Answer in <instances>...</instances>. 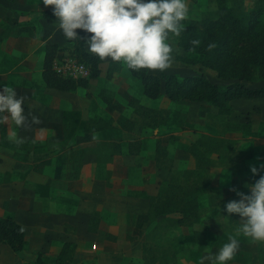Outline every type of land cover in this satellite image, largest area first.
I'll return each mask as SVG.
<instances>
[{
	"label": "crops",
	"instance_id": "0c3cea01",
	"mask_svg": "<svg viewBox=\"0 0 264 264\" xmlns=\"http://www.w3.org/2000/svg\"><path fill=\"white\" fill-rule=\"evenodd\" d=\"M210 1L212 6L204 7L203 11L215 9V1ZM45 7L43 0H23L24 11L38 10L42 19L46 21L45 16L41 13ZM197 17L199 15H189L187 19ZM49 18V21H46L47 24L57 23L59 25L55 16H49ZM31 19L27 17L23 21V24L30 23L32 26L31 34L22 31L14 35L26 44L23 49V69L20 74L21 81H24L25 84L14 85L11 88L16 91L18 97L33 96L38 98L39 100L35 103L41 110L34 112L35 108L27 109L23 106L25 115L28 116L26 125L17 128L9 119V125L5 127L4 132L10 135L15 130L17 135L31 140H39L41 145L38 151L32 150L31 153L28 149L15 151L14 161L9 158L10 149L0 145V155L3 157L0 159V216L15 219L25 231L24 245L20 250L12 251L5 243L0 242V264H33L37 251L54 256L63 241H72L68 221L79 219L77 212L99 217V222H107L108 230L116 235H123L122 233L126 229L130 230L129 232L138 233L141 228H149L151 226L148 213L149 199L156 194L159 184L170 176L169 170L155 165L153 153L157 137L166 138L161 143L164 144L166 154L170 157L172 169H183L192 165L187 145L199 133L233 139L236 141V146L239 144L238 148L244 152L240 155H247L248 161H245L244 157L243 161L240 160L236 166L220 164L215 172L213 171L214 167L212 168L208 188L197 196L199 208L208 203L209 196H212L214 201L224 199L226 203L230 200H239L240 197L231 189L235 188L237 191L250 194V189L246 185L253 184L260 175H264V168H260V165L264 164V98L260 97L231 98L229 100L230 111L222 115L224 116V127L215 121L214 118H219L221 114L217 113L213 105L190 100L204 108L192 119L187 116L182 117L180 123L177 124L176 118L170 114L165 123L156 127L134 125L129 132L139 141L137 152L130 153L127 150L126 141L129 137L117 138L115 141L119 142V149L106 152L105 158L98 159L89 144L82 154L76 173L73 174L72 170L66 173L60 167L61 152L57 151L54 144L46 143L49 135L59 137L60 118L51 114L55 108L53 104L49 103L44 95L39 96L37 93V91H41L45 94L49 92L55 95L53 89L44 86L41 80L40 70L43 55L41 45L44 42L57 44L58 50L54 59L65 54L60 50L63 41H50L48 36L39 37V40L37 37L33 38L36 26L34 20L31 21ZM76 31L83 40L91 35V33L80 29ZM3 38L11 39L12 34ZM65 38L63 36L62 39ZM39 49L41 52L37 54ZM10 52H16V50ZM32 79L38 83V90L32 86L30 81ZM33 91L36 94H31ZM33 116L38 118V122H32ZM87 119L89 117L84 120L83 124H86ZM124 120L120 122L113 120L117 126L112 128L118 127L117 136L120 134L119 131L125 132L122 128ZM3 125L1 124L0 130ZM89 126L81 127L83 134L88 133L87 139L86 137L80 138V143L85 146L91 142L92 129ZM169 134L176 137L169 138ZM107 140L108 138H104L105 142ZM240 143L244 149L240 147ZM245 143H248L247 147H245ZM170 145L176 146L177 152H173ZM25 155L28 160L34 155H46L47 158L40 160L38 164L44 166L47 162H51L53 166L51 169L38 168V166L37 169L27 168L25 162L29 161L23 160ZM251 166L258 168L256 174L251 172ZM5 172L9 176H5ZM47 184L51 185L50 190L48 192L41 191V186ZM199 220H203L201 216Z\"/></svg>",
	"mask_w": 264,
	"mask_h": 264
},
{
	"label": "rangeland",
	"instance_id": "374dc122",
	"mask_svg": "<svg viewBox=\"0 0 264 264\" xmlns=\"http://www.w3.org/2000/svg\"><path fill=\"white\" fill-rule=\"evenodd\" d=\"M250 1L246 0L244 6L249 7L251 5ZM211 6L210 0H196L194 2L188 0V16H200L204 7L208 8ZM27 17L32 18L35 22L36 28L33 38L37 37L39 40V37L48 36L50 41L62 40L61 52L71 55H76L79 49L88 51V45L82 38H77L76 40L62 39L64 34L58 24H47L48 22L42 19L38 10L24 11L23 0H0V91L3 90L5 85L13 87L14 85L25 84L24 81H21L22 76L20 74L23 69V49L26 44L14 35L17 34L19 26L23 24L24 19ZM28 21L30 22V20ZM8 34H12V38L5 40L6 37H3ZM170 42L176 49L173 53L174 61L172 66L165 71H149L156 74L175 72L179 76L185 73H202L208 80L215 83H225L230 80L217 77L212 69L202 67L197 62L187 63L179 60L177 55H180L182 50L176 43V37H170ZM13 50H16V52H10ZM40 52L41 50L39 49L37 54ZM188 55L198 57L194 53H188ZM107 61L100 60L97 63V75L90 77L85 86H77L72 90L66 91L50 88L53 89L55 95L49 92L45 94L37 91L39 96L41 94L44 95L46 100L55 107L51 114L60 118V123L58 124L59 137L56 138V136L51 137L49 135L46 143L54 144L57 151L61 152L59 156L60 167L66 173L71 170L73 174L76 173L87 145L91 144L90 148L96 153L98 159L105 158L106 152L114 151L117 138L132 137L129 130L123 129L125 132L119 131L120 134L117 136L118 127H105L100 130H91V142L86 144V146L80 143L81 137L88 138V133L83 134L81 132V127L85 125L87 128V122L83 124L86 118L90 117L93 126H95L100 124L99 121H95L98 117L110 118L115 122H117L116 120L120 122L126 117H130L132 113L127 104V99L130 96L137 97L141 103L149 106H166L169 109V115L172 114L176 121H181L182 117L186 116L192 119L204 110L197 102H191L187 99L170 100L164 94H161L156 99L144 97L141 94V86L138 79L129 72L123 62H119L120 67L118 70L110 78H106L104 73ZM30 81L32 86L38 90V83L33 79ZM248 84H264V79L248 82ZM101 88H104L102 94L111 98L109 103L104 102L98 94ZM31 94H36V92L33 91ZM37 100L39 99L36 97L25 96L23 106L27 107V109L35 108L34 112H38L41 108H38L37 103H35ZM223 117L221 115L219 118H214L222 127L225 126ZM8 125V123L4 124L0 130V145L10 149V159L15 160V151L17 150L28 149L29 153H31L32 150L38 151L40 149L41 142L39 140H31L19 135L18 137L23 138V143L17 144L10 140L8 138L9 134L4 132L5 127ZM116 126L117 124L115 123ZM104 138H108V140L105 142ZM160 140L165 141L166 138L161 137ZM231 140L229 148L224 150L226 152L225 155L228 156L226 160L229 161L223 163L215 160V163L210 167V171L214 167L213 171L215 172V169L220 164L236 166L240 160L243 161L244 157L245 161H248L247 155L237 156L236 153L241 148H238L239 144L236 146V141ZM241 143L243 144V142ZM241 143L240 147L244 149ZM247 144L245 143V147H247ZM42 146L45 145L42 144ZM170 148L173 152H177L176 146L170 145ZM241 153L243 154L244 152L241 150ZM2 158V155H0V159ZM46 158V155H34L28 160L25 155L23 160L29 161L25 162L27 168L37 169L38 166V168L51 169L53 166L51 162H47L44 166L38 164L40 160ZM51 159L53 160L52 157ZM208 170L206 168L204 172ZM5 176H9V174L5 172ZM50 186V184L41 186V191L48 192ZM225 204L226 201L223 199L214 201L212 196H209L208 203L203 204L199 208L202 221L199 220L191 225H183L173 222L172 213L164 216L163 214L158 216L151 215L149 216L151 220L149 228H141L138 233H132L126 229L122 233L123 235H116L109 231L107 228L108 223H100L99 217H95L93 214L77 212L79 219L68 221L72 241H70V253L68 252L70 259L66 264H200L202 257L209 252L216 254L224 243L229 242L231 236L236 235L237 228L241 223L239 221L240 216L236 213L229 215L225 209ZM150 210L151 207L149 205V214ZM57 213L59 214V212ZM202 224L207 225V230L204 233L202 232ZM237 239L240 242L239 250L234 259L229 261L228 264H264V243H254L242 234ZM43 264L54 263L49 258ZM205 264H208V262L205 261Z\"/></svg>",
	"mask_w": 264,
	"mask_h": 264
},
{
	"label": "trees",
	"instance_id": "16d2710c",
	"mask_svg": "<svg viewBox=\"0 0 264 264\" xmlns=\"http://www.w3.org/2000/svg\"><path fill=\"white\" fill-rule=\"evenodd\" d=\"M214 1V10L203 11L199 17L182 22L185 30L176 37V43L182 49V53L177 55V58L187 63L197 62L211 68L217 77L231 81L215 83L208 80L202 73L179 76L175 72L156 74L147 69L137 72L127 67L129 72L138 79L141 94L144 97L156 99L164 94L172 100L202 101L213 105L217 113L221 115L230 111L231 98H264V84H248V82L264 79V0H251L249 7L244 6L246 0ZM41 13L46 21H49V16H54L52 6L45 7ZM22 31L31 34L32 26L20 25L16 33ZM197 39L201 41L200 44L193 45L192 41ZM209 44L215 45L211 51L208 50ZM41 47L43 55L40 76L46 87L62 91L72 90L77 86H85L88 79L98 73L99 57L79 49L76 52L78 57L74 55L88 67V75L83 77L62 75L52 67L53 57L58 50L57 44L44 42ZM188 53L197 54L198 57L189 56ZM119 67V62L109 60L104 76L110 78ZM103 89H99L98 94L104 102L109 103L111 98L102 94ZM127 104L132 115L126 117L122 124L125 130H130L134 125L156 127L165 123L169 116V109L166 106H149L141 103L135 96H130ZM95 121H99L100 124L93 126L92 119L90 117L87 119V126L90 125L92 130L115 127V122L110 118L98 117ZM178 123L180 120H177ZM175 137L169 134V138ZM230 142H232L231 139L199 133L187 145L192 165L183 169H172L165 146L157 137L153 159L157 167L169 170L170 176L159 184L156 194L150 197L149 216L161 214L164 216L172 213L175 224L191 225L198 222L200 210L197 196L208 188L210 167L215 160L227 161L228 156L225 155L224 150L229 148ZM115 146L114 151H117L119 142H116ZM126 146L130 153L137 152L139 141L132 136L126 141ZM240 153L241 150L236 153L237 156ZM206 168L209 170L204 172ZM206 230L207 225L202 224V232ZM24 235L23 226L15 219L0 216V242L5 243L12 251H17L24 245ZM70 250L71 242L65 240L54 256L50 257L44 255L42 251H37L33 264H43L49 258L54 264H63L69 261Z\"/></svg>",
	"mask_w": 264,
	"mask_h": 264
},
{
	"label": "clouds",
	"instance_id": "9594fccd",
	"mask_svg": "<svg viewBox=\"0 0 264 264\" xmlns=\"http://www.w3.org/2000/svg\"><path fill=\"white\" fill-rule=\"evenodd\" d=\"M44 6H52L58 27L69 40L81 39L77 29L91 33L84 41L88 51L100 60L123 62L134 71H165L174 61L176 51L170 37H179L185 30L182 22L188 18V0H43ZM200 40H193L198 46ZM208 45V50L214 48ZM25 97L4 86L0 91V124L9 119L22 128L28 121L25 115ZM32 122H38L33 116ZM17 144L23 143L15 130L8 137ZM264 168V164L260 165ZM256 174L258 168L251 166ZM250 194L231 189L240 197L225 204L227 213L239 214L240 225L236 235L229 238L216 254L209 252L200 264H228L240 247L241 234L254 243H264V175L253 184L246 185Z\"/></svg>",
	"mask_w": 264,
	"mask_h": 264
},
{
	"label": "built area",
	"instance_id": "2783aa9c",
	"mask_svg": "<svg viewBox=\"0 0 264 264\" xmlns=\"http://www.w3.org/2000/svg\"><path fill=\"white\" fill-rule=\"evenodd\" d=\"M52 67L58 73L71 77H83L88 75V67L75 55L65 53L52 60Z\"/></svg>",
	"mask_w": 264,
	"mask_h": 264
}]
</instances>
